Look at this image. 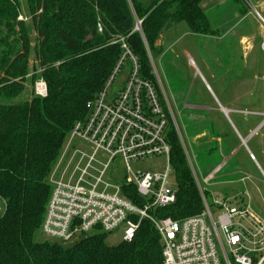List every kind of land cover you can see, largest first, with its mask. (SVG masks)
<instances>
[{"label":"trees","instance_id":"obj_1","mask_svg":"<svg viewBox=\"0 0 264 264\" xmlns=\"http://www.w3.org/2000/svg\"><path fill=\"white\" fill-rule=\"evenodd\" d=\"M26 1L33 47L20 0H0V264H164L161 235L147 219L131 241L114 245L102 231L72 243L41 239V226L68 134L124 51L115 41L124 37L141 75L158 87L148 49L161 53L160 35L180 22L197 35L213 33L202 0ZM40 78L47 96L26 97V79L33 85ZM168 141L178 199L152 212L177 220L200 213L203 201L172 120Z\"/></svg>","mask_w":264,"mask_h":264},{"label":"built area","instance_id":"obj_2","mask_svg":"<svg viewBox=\"0 0 264 264\" xmlns=\"http://www.w3.org/2000/svg\"><path fill=\"white\" fill-rule=\"evenodd\" d=\"M119 41L124 51L116 67L87 102L86 117L70 130L51 172L41 233L72 243L94 231L112 233L121 227L122 240L131 241L147 219L161 235L164 264H264V218L251 204L210 205L201 188L203 210L196 215L176 220L152 212L178 199L176 186L170 185L168 127L173 119L164 92L141 75L124 37ZM148 55L152 59L149 49ZM127 63L128 72L117 83ZM35 94L47 96L43 78L35 82ZM161 156L168 161L163 171L134 168Z\"/></svg>","mask_w":264,"mask_h":264},{"label":"rangeland","instance_id":"obj_3","mask_svg":"<svg viewBox=\"0 0 264 264\" xmlns=\"http://www.w3.org/2000/svg\"><path fill=\"white\" fill-rule=\"evenodd\" d=\"M256 1L234 0L231 3V0H205V11L213 33L196 35L186 22H180L165 33L162 39L164 53L154 54L151 64L156 82L166 96L167 108L182 145L186 147L199 183L206 191L208 203L212 205L215 199L231 197V203L238 204L242 203L243 198L244 204H251L264 217V177L249 152L240 147L239 142L233 141L229 124L216 109L214 97L228 105L231 98L237 97L238 104L233 108L239 110H264V21L255 12L254 8L258 7ZM260 1L264 4V0ZM20 2L22 14L19 19L26 23L33 47L36 32L32 27L28 4L26 0ZM249 9L247 18H243L244 12ZM259 12L264 18V10L259 9ZM32 64H35L33 53L30 56ZM127 72L128 65L125 64L116 82H122ZM26 80L25 92L28 97L32 91L35 92V84ZM173 88L176 93H181L176 98ZM113 90H116L115 85ZM186 91L190 93L188 102L208 108L205 119L195 116L202 114L197 109L182 108ZM209 118L226 133L232 142L231 147L236 150L234 158L216 174L211 170L217 162L222 161L223 155L217 149H207L201 135L198 136L208 128ZM229 118L244 138L263 119L236 111L229 113ZM247 145L264 171V128L249 139ZM167 165L166 157L161 156L134 165V168L163 171ZM210 171L212 178L208 176ZM175 183L174 173L171 172L170 185L176 186ZM40 238L49 239L42 233ZM121 240V227L109 233L106 239L111 245Z\"/></svg>","mask_w":264,"mask_h":264},{"label":"crops","instance_id":"obj_4","mask_svg":"<svg viewBox=\"0 0 264 264\" xmlns=\"http://www.w3.org/2000/svg\"><path fill=\"white\" fill-rule=\"evenodd\" d=\"M257 2V6L258 7H253L254 9H255V12L260 16V18L264 21V18L262 17V15L260 14V12H259V9L262 11V9L264 10V4L260 1V0H257L256 1ZM205 0H202V2H201V6H202V8L204 9V11H205ZM231 3H234V0H231ZM205 13H206V11H205ZM250 13V9L247 11V12H244V15H242L243 16V18H247L246 17V15L247 14H249ZM207 15V14H206ZM177 25V24H176ZM175 26V25H174ZM173 28V27H172ZM172 28H170V29H172ZM170 29H168V30H166L164 33H162L161 35H160V37H159V39L157 40V45H159V46H161L162 47V51H161V54H163L164 53V47H163V43H162V39H163V36L165 35V33L167 32V31H169ZM195 34V33H194ZM197 35V34H196ZM262 50H263V47H262ZM150 51V50H149ZM264 51V50H263ZM150 53H151V51H150ZM151 56H153L152 55V53H151ZM151 62H152V59H151ZM193 63V62H192ZM173 90H174V96H175V98H176V96L178 95V94H181V93H176V90L173 88ZM186 99H185V101L182 103V108H184V109H187V110H192L193 108L196 110L197 109V111L199 112V113H202V114H198V115H195V116H198L199 117V119H205V115L204 114H206L205 113V111L208 109L207 107H202V106H200V105H197V104H195L194 102H188V99H189V96H190V93L188 92V91H186ZM214 97H215V103H216V105H217V110L219 111V112H221V114L223 115V117H225L226 118V120H227V122H228V124H229V127H230V129H231V134H232V136H233V141H237V142H239V146L240 147H242V148H245L248 152H249V155H250V158L257 164V166H258V168L260 169V171H261V173H262V175H263V177H264V171L262 170V168L260 167V165H259V163L257 162V160H256V157L254 156V154L249 150V148H248V145H247V143H248V140L249 139H251V138H253V136H255L256 134H258V131H260L261 129H263L264 128V110L263 111H261V112H256V111H244V110H239V109H237V108H233L234 106L233 105H237L238 104V98L237 97H235V98H231L230 99V101H229V103H230V105H228V104H222L221 103V101L218 99V97L217 96H215L214 95ZM234 112V111H236L237 113H242V114H244V115H257V116H261L263 119H262V121L255 127V128H253L249 133H248V135H247V137L246 138H244V137H242V135L240 134V132L238 131V129L236 128V126L234 125V123L231 121V119L229 118V113H231V112ZM200 116H203V117H200ZM173 122V121H172ZM174 124V123H173ZM174 127H175V125H174ZM208 128H206V129H204V131H202L200 134H198V136H200L201 135V139L203 140L202 142H203V144L205 145V147H209V148H207V149H209V150H213V149H217V150H219L221 153H222V155H223V158H222V161L220 162H217V164L213 167V169L211 170L213 173H214V171H215V174L216 173H218V172H220V171H222V169H224L226 166H227V164L229 163V160L230 159H232V158H234V155H235V149L234 148H232L231 146H232V142H230L229 141V138H228V136L226 135V133L224 132V131H222L215 123H214V121L211 119V118H209V124H208V126H207ZM176 129V128H175ZM208 129V130H207ZM177 131V130H176ZM178 133V132H177ZM180 138V137H179ZM181 140V139H180ZM182 143V142H181ZM183 146V145H182ZM184 148V151H185V154H186V158L189 156V154H188V152H187V149H186V147H183ZM188 155V156H187ZM189 158H190V156H189ZM191 159V158H190ZM187 161H188V164H189V160H188V158H187ZM189 166H190V164H189ZM190 169H191V171H193L192 170V168H191V166H190ZM209 172L208 173V176L210 177L211 176V178H212V172ZM194 172H195V169H194ZM192 174H193V177H194V180H195V182H196V184H197V186H198V189H199V192H200V189L202 188L201 187V185H200V183H199V180H198V178H197V176H196V173H193L192 172ZM176 184V183H175ZM176 188H177V186H176ZM204 190V189H203ZM204 193H205V197H206V199H207V201H208V198H207V196H206V191L204 190ZM201 194V193H200ZM235 196V195H234ZM202 197V196H201ZM233 197V196H232ZM235 197H237V196H235ZM231 197L230 198H225L224 200H219V199H215V201H220V202H227V203H229V204H231V205H242V204H244L245 202H244V200H243V198H241L242 200H241V202L242 203H240V202H238V204H232L231 203ZM214 201V202H215ZM214 202H213V204H214ZM212 204V205H213ZM254 208V207H253ZM255 209V208H254ZM255 211L256 212H258L256 209H255ZM259 213V212H258ZM260 214V213H259ZM261 215V214H260ZM262 216V215H261ZM263 217V216H262ZM264 218V217H263Z\"/></svg>","mask_w":264,"mask_h":264},{"label":"water","instance_id":"obj_5","mask_svg":"<svg viewBox=\"0 0 264 264\" xmlns=\"http://www.w3.org/2000/svg\"><path fill=\"white\" fill-rule=\"evenodd\" d=\"M137 28H140V24H139V22H138ZM91 37H92V35H90V36L87 38V40H89Z\"/></svg>","mask_w":264,"mask_h":264}]
</instances>
